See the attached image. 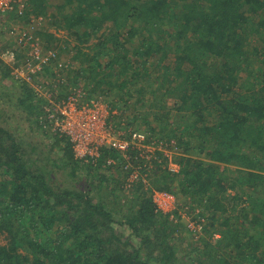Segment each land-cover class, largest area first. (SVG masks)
I'll return each instance as SVG.
<instances>
[{"label":"trees","instance_id":"16d2710c","mask_svg":"<svg viewBox=\"0 0 264 264\" xmlns=\"http://www.w3.org/2000/svg\"><path fill=\"white\" fill-rule=\"evenodd\" d=\"M28 12L50 14L36 34L43 53L63 43L65 67L58 76L56 62L46 66L34 83L16 79L36 108L34 130L51 137L47 163L31 159L38 146H25L17 126L0 125V264H264V0H29ZM8 46L22 65L26 52ZM0 66L13 79L12 67ZM46 83L60 97L75 91L83 104L106 105L120 137L145 123L178 171L158 151L150 183L128 186L116 149L79 159L44 100L34 99ZM61 167L82 176L86 190L55 186ZM154 190L205 218V234L195 239L187 228L184 244L181 214L172 222Z\"/></svg>","mask_w":264,"mask_h":264},{"label":"built area","instance_id":"2783aa9c","mask_svg":"<svg viewBox=\"0 0 264 264\" xmlns=\"http://www.w3.org/2000/svg\"><path fill=\"white\" fill-rule=\"evenodd\" d=\"M28 7L29 0H0V32L7 14L13 13L18 17L27 15L24 28L19 31L23 35L12 41V44L19 46L26 52V60L22 65H15L17 52L10 48H3L0 40V63L12 67L15 78L34 83L46 66L54 65L55 62L56 68L53 67V71L58 73L59 76L65 64L63 61L59 62L61 49L58 48H60V45H64L60 43L57 45L58 48H49L43 53L44 43L41 35L36 34V31L38 32L45 27L44 24L49 21L50 14L27 13ZM35 89L38 93L50 98L51 104L47 107V111L50 112L49 116L54 118L53 121L60 133L70 136L74 144L76 157L85 160L95 159L96 157H102L103 147L116 149L121 155L124 168L129 173L128 186L133 185L136 181H145L146 176L149 177L148 173L152 171L155 161H162L158 151H162L169 157V166L171 167L172 155L165 149L168 148V145L163 140L156 139L150 132L134 130L130 132L128 139L124 136H118L117 129L113 127L111 122L108 123L107 121L109 110L106 105L96 102L83 104L81 101L82 94L75 91L67 97H60L55 94V91L53 93L49 92L45 86H36ZM135 158L139 160L137 164L134 162ZM107 161L111 163L116 160L110 157ZM171 169L178 171L172 167ZM152 198L159 210L172 216L170 218L179 220L175 214L177 208L174 210L166 209L171 199L177 201L174 194L154 190ZM179 213L181 217L187 216V222L189 221L187 228L191 235L195 239L200 238L203 235L205 218L194 219L186 212L179 211ZM214 235L217 236V234Z\"/></svg>","mask_w":264,"mask_h":264},{"label":"rangeland","instance_id":"374dc122","mask_svg":"<svg viewBox=\"0 0 264 264\" xmlns=\"http://www.w3.org/2000/svg\"><path fill=\"white\" fill-rule=\"evenodd\" d=\"M53 7V6H52ZM50 7V8H52ZM52 11V9H51ZM26 17H18L16 15L12 14H7V18L5 20V22L3 23L2 26V40L5 38L4 42H2V46H7L12 43V41H14L15 39H18L20 36L23 35V33H19L20 30H22L24 28V23H25ZM47 30H50L51 32H54L55 34H57L58 36H60L62 39L65 40V42L70 46L73 47L74 45L77 44V41L74 40V38L70 37L67 30H65L64 28H57V27H50L47 28ZM45 36V35H44ZM4 37V38H3ZM96 37H92L89 39L90 42H87V44L89 43H93L94 41H96ZM253 41H255L253 39ZM259 42V41H258ZM111 45V44H110ZM6 48V47H5ZM73 55V52H70V50H65L62 53V56L64 57V59H69V61L71 60ZM4 66H0V125L4 126L6 128L9 129H16L15 127L17 126V133L22 136V141L24 142L25 146H27V143H33L35 145L38 146V148L36 150L31 149L30 146H28L29 150H34V153L32 154V158L33 161L38 162L39 164H44L47 163V161L45 159H43L44 156L48 155L46 148H45V143L49 142V138L47 135L44 134L43 129L39 130V129H35L36 128V124L30 121V116L33 112L36 111V108H30L28 106V99H26V93L23 92V88L22 86H20V84L16 85L18 82L17 80H15L14 78H9L8 76L4 75ZM57 74V73H56ZM55 75H53L50 79L55 80L54 78ZM243 76V75H241ZM58 80V77H57ZM244 80V77H241L242 81ZM50 81V82H51ZM48 83H46L44 86H46ZM46 88V87H45ZM238 89V88H237ZM55 90L53 88L49 89V92H54ZM45 94V93H44ZM38 97L35 95L34 99L37 100V98H42L45 101V107L44 109L47 111V107L51 104L50 98L47 97L46 95L40 94L38 93ZM170 101L168 102L169 104H174V102L176 101L175 98H170ZM36 115L33 117L35 118ZM49 121V119H48ZM141 127L137 128L139 130H144L146 129V125L145 123H141L140 125ZM136 128V127H135ZM133 129V128H131ZM130 129V130H131ZM136 129V130H137ZM119 134L125 133L124 130L123 131H118ZM123 135V134H122ZM117 139V138H116ZM160 139V138H159ZM44 144V145H43ZM169 153H173V151L169 148H165ZM46 152L45 153H43ZM51 156H55V154H51ZM172 168H175L176 170L179 169V166L174 163L171 162L170 163ZM47 166H49L50 168H52L50 165L47 164ZM70 167H61L55 170L54 176H55V186H59L61 187V189H65V188H74L77 190H86V181L83 179L82 176H78L76 178L72 177V175L70 174ZM84 173V172H83ZM82 173V175H83ZM151 172L148 173L149 177L146 176V180L141 182H144L145 184L150 183L151 181ZM95 180V184H97L99 182V179H94ZM104 187V191L105 193H109L110 189H106L105 187H107L106 185H103ZM113 190V189H112ZM129 193H131L129 191ZM169 201V200H168ZM169 205L167 206V210H174L175 208H177L175 211L179 213V211L181 212H185L182 210V208L178 205L181 203V200L177 199V201L175 202L173 199H171L169 201ZM177 206V207H176ZM180 214V213H179ZM183 214V213H182ZM183 216V215H182ZM172 217V216H170ZM200 217L196 218L199 219ZM172 220V222L178 221V220H174V218L170 219ZM187 216H183L181 220V222L185 223L184 225H180V229L178 230V234L179 236L182 237V240L184 242V244H186V242H189V236L188 233L186 232L187 226L186 224H189V221L187 222ZM178 224V223H177ZM186 227V228H185ZM189 232V230H187ZM205 234V232L203 231V235ZM192 236V235H191ZM215 239V238H214ZM6 238H4V236H0V243H5L6 242ZM190 251V250H188Z\"/></svg>","mask_w":264,"mask_h":264},{"label":"clouds","instance_id":"9594fccd","mask_svg":"<svg viewBox=\"0 0 264 264\" xmlns=\"http://www.w3.org/2000/svg\"><path fill=\"white\" fill-rule=\"evenodd\" d=\"M44 30H46V28H45ZM11 75L13 76V78H14L15 80L17 79V78H15L13 72L11 73ZM40 94H41V93H40ZM38 96H39V95H37V97H38ZM134 130H136V129H131V130L127 131V134L130 133V132H132V131H134ZM137 130H139V129H137ZM141 131L149 132L147 129H144V130L141 129ZM122 134H123V133H122ZM103 153H104V152H103ZM79 159H80V158H79Z\"/></svg>","mask_w":264,"mask_h":264},{"label":"crops","instance_id":"0c3cea01","mask_svg":"<svg viewBox=\"0 0 264 264\" xmlns=\"http://www.w3.org/2000/svg\"><path fill=\"white\" fill-rule=\"evenodd\" d=\"M46 73H48V71H47V72H45V73H41V74H42V76H43V75H45ZM41 74H40V75H41ZM40 75H39V77H40ZM49 76H50V78L52 77V75H49ZM42 100H43V99H42ZM44 102H45V101H44ZM118 131H119V130H118ZM121 131H123V129H122V130H120V132H121Z\"/></svg>","mask_w":264,"mask_h":264}]
</instances>
